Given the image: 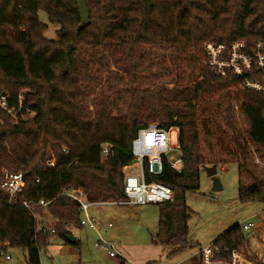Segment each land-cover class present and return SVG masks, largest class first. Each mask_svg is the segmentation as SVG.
Wrapping results in <instances>:
<instances>
[{
	"label": "trees",
	"instance_id": "trees-1",
	"mask_svg": "<svg viewBox=\"0 0 264 264\" xmlns=\"http://www.w3.org/2000/svg\"><path fill=\"white\" fill-rule=\"evenodd\" d=\"M87 7L90 25L83 26L78 0H0V96L22 108L16 117L0 110V183L4 171L25 181L14 205L0 187V239L22 250L26 264H38L53 238L68 244L69 229L84 227L79 203L66 192L80 190L90 204L126 201L132 142L154 124L177 130L184 167L177 172L165 161L160 175L147 176L174 194L157 204L152 242L172 249L169 257L193 250L187 195L199 193L206 167L237 163L240 204H264V174L249 152L264 162V96L239 77H216L204 63L209 42L264 41V0H87ZM40 13L59 26L56 40L45 36ZM152 76L159 81L146 80ZM214 93L238 103L245 134L232 105L223 125L213 126L206 103ZM217 131L232 138L227 148L222 139L213 143ZM246 241L236 225L213 245L230 261ZM187 264H203L201 254Z\"/></svg>",
	"mask_w": 264,
	"mask_h": 264
},
{
	"label": "rangeland",
	"instance_id": "rangeland-1",
	"mask_svg": "<svg viewBox=\"0 0 264 264\" xmlns=\"http://www.w3.org/2000/svg\"><path fill=\"white\" fill-rule=\"evenodd\" d=\"M43 23L48 25L45 36L56 40V31L59 26L49 23L47 16L39 14ZM147 81H159L156 76L147 77ZM232 105L235 111L236 127L245 134L246 125L238 111V103L226 97L219 99L214 93L209 95L206 103L208 114L212 117L213 126L223 125L226 107ZM173 144L177 142V130H170ZM222 139L225 148L232 142L227 133L215 132L213 143ZM221 160H229L222 150L217 149ZM250 159L258 165V175L264 174V162L249 146ZM177 155L172 152L171 156ZM140 167L133 162L125 168V175H137ZM217 178L223 189L213 191V184L204 171L200 176L199 193L187 195V205L193 214L189 221V240L198 245L193 250L186 251L175 257H169L172 249L163 248L152 242L158 233L159 213L157 204L131 206V205H90L88 215L93 218L98 230L86 225L82 228H71L69 232L77 238L79 247L64 243L59 238H53L52 244L58 248L49 251V255L41 256L42 264H187L189 254H194L205 247L213 245L215 240L223 236L228 230L240 222L255 224L247 234V241L242 255L250 264H264V204L254 203L241 205L238 200L239 170L235 162H227L217 167ZM85 219V214H81ZM47 226L54 223L50 215L43 218ZM39 221L42 219L39 218ZM110 225V226H109ZM257 235L258 239H255ZM254 239V240H253ZM103 245V247L99 245ZM108 247V249L106 248ZM262 251L260 256L257 252ZM109 251L114 254L109 255ZM11 261L5 264H26L25 254L20 249H11ZM187 257V258H185ZM257 258V260H253ZM188 259V260H187Z\"/></svg>",
	"mask_w": 264,
	"mask_h": 264
},
{
	"label": "built area",
	"instance_id": "built-area-1",
	"mask_svg": "<svg viewBox=\"0 0 264 264\" xmlns=\"http://www.w3.org/2000/svg\"><path fill=\"white\" fill-rule=\"evenodd\" d=\"M205 65L212 71L216 77L228 78L235 76L243 79L245 87L260 93L264 96V41H259L255 47H250L245 41H235L230 44L207 43L205 45ZM22 108L18 111L11 107L9 96H0V110L16 117ZM27 116H34L29 110ZM26 115L21 119L25 120ZM0 124L2 122L0 121ZM172 152L177 155L171 156ZM107 154L105 148L103 155ZM132 154L134 162L140 167L137 175H126L124 181V192L127 200L118 205L141 206L149 204H159L167 201H173L174 194L171 189L155 181L148 180V174L158 176L163 172L164 162L167 161L171 169L181 172L184 167L182 154L178 141L173 144L170 130L159 129L156 125L151 124L145 129H141L137 137L132 142ZM52 165V162L50 163ZM0 187L8 194L9 205L17 203V196L25 187V181L22 173L3 172V179ZM66 194L74 201L79 203L81 214H85V219L81 218V225H89L91 228L98 230V226L93 218L88 215V209L91 205L80 190H71ZM46 207L48 203L43 200L38 203ZM22 206L31 211V205L23 202ZM32 213V211H31ZM110 226V225H109ZM243 232H248L255 227L252 222H240ZM51 234L54 229H50ZM103 247V245H99ZM108 249V247H106ZM12 246L8 241L0 239V264L11 261ZM47 247L39 251V262L42 264L41 256L47 255ZM219 249L214 245L200 250L203 264H250L244 258L242 253L234 251L230 261H223L218 258ZM111 257L114 256L109 251Z\"/></svg>",
	"mask_w": 264,
	"mask_h": 264
},
{
	"label": "water",
	"instance_id": "water-1",
	"mask_svg": "<svg viewBox=\"0 0 264 264\" xmlns=\"http://www.w3.org/2000/svg\"><path fill=\"white\" fill-rule=\"evenodd\" d=\"M79 2V9H80V16L82 20L83 26H89L90 25V17H89V12H88V7H87V0H78ZM206 172L207 176L211 178L212 184H213V191H221L223 189L219 179L217 178V166H212V167H206L204 169ZM67 241L71 245H75L76 243V238L72 235H68L66 237Z\"/></svg>",
	"mask_w": 264,
	"mask_h": 264
},
{
	"label": "crops",
	"instance_id": "crops-1",
	"mask_svg": "<svg viewBox=\"0 0 264 264\" xmlns=\"http://www.w3.org/2000/svg\"><path fill=\"white\" fill-rule=\"evenodd\" d=\"M104 204H110V205H118V204H114V203H101V204H92V205H97V206H99V205H104ZM248 234V233H247ZM253 236H255V239H258V237H257V235H255V234H253ZM254 240V239H253ZM76 241H77V238H76ZM69 244V243H68ZM69 245H71V244H69ZM71 246H73V245H71ZM59 247V245L58 244H51L50 246H48L47 247V256H50L49 255V251L50 250H52V249H54V248H58ZM199 252L200 251H197L196 253H192V254H189L187 257H188V259H190L191 257H193V256H195V255H197V254H199ZM260 256H263L262 255V251L260 250L259 252H257ZM187 257H185V258H187ZM187 259V260H188Z\"/></svg>",
	"mask_w": 264,
	"mask_h": 264
}]
</instances>
